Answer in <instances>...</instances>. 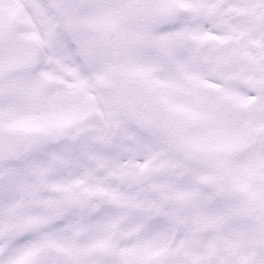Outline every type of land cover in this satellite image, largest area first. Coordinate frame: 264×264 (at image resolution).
<instances>
[{"label": "snow or ice", "instance_id": "6c2138e0", "mask_svg": "<svg viewBox=\"0 0 264 264\" xmlns=\"http://www.w3.org/2000/svg\"><path fill=\"white\" fill-rule=\"evenodd\" d=\"M0 264H264V0H0Z\"/></svg>", "mask_w": 264, "mask_h": 264}]
</instances>
